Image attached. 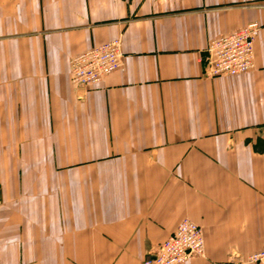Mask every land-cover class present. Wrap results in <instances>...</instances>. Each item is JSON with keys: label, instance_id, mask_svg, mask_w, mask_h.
<instances>
[{"label": "crops", "instance_id": "1", "mask_svg": "<svg viewBox=\"0 0 264 264\" xmlns=\"http://www.w3.org/2000/svg\"><path fill=\"white\" fill-rule=\"evenodd\" d=\"M260 25L254 66L208 42ZM121 39L87 89L70 59ZM205 253L264 245V0H0V264H143L180 220Z\"/></svg>", "mask_w": 264, "mask_h": 264}, {"label": "built area", "instance_id": "2", "mask_svg": "<svg viewBox=\"0 0 264 264\" xmlns=\"http://www.w3.org/2000/svg\"><path fill=\"white\" fill-rule=\"evenodd\" d=\"M260 25L250 22L234 31L210 40L205 48V65L210 77L236 76L253 68L254 43ZM121 39L116 38L70 59V78L74 86L87 89L105 76L122 69ZM202 228L188 218L180 220L170 235L143 264H183L193 257L204 256ZM264 264L263 248L244 260Z\"/></svg>", "mask_w": 264, "mask_h": 264}]
</instances>
